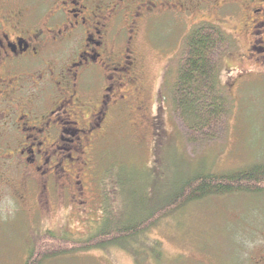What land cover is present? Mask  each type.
Segmentation results:
<instances>
[{
	"label": "rangeland",
	"instance_id": "rangeland-1",
	"mask_svg": "<svg viewBox=\"0 0 264 264\" xmlns=\"http://www.w3.org/2000/svg\"><path fill=\"white\" fill-rule=\"evenodd\" d=\"M218 26L225 36L217 57L228 110L222 123L201 135L182 122L168 89L189 54L191 32L175 24L150 27L141 44L147 62L140 81L152 100V121L138 127L133 116L117 120L107 139L81 160L91 166L84 168L91 170L83 192L55 187L40 206L39 181L4 173L0 264H27L31 251L40 253L48 244L54 250L52 236L71 239V249H77L73 241L88 239L110 215L122 223L139 221L193 176L264 163V64L245 61L251 37L240 18ZM263 250L264 191H241L189 202L124 244L77 249L42 264H261Z\"/></svg>",
	"mask_w": 264,
	"mask_h": 264
},
{
	"label": "flooded vegetation",
	"instance_id": "flooded-vegetation-1",
	"mask_svg": "<svg viewBox=\"0 0 264 264\" xmlns=\"http://www.w3.org/2000/svg\"><path fill=\"white\" fill-rule=\"evenodd\" d=\"M237 18L251 37L245 61L264 64V0H0V190L18 172L39 181L40 206L55 187L83 192L81 160L117 120L152 121L140 81L150 27L223 33Z\"/></svg>",
	"mask_w": 264,
	"mask_h": 264
},
{
	"label": "trees",
	"instance_id": "trees-1",
	"mask_svg": "<svg viewBox=\"0 0 264 264\" xmlns=\"http://www.w3.org/2000/svg\"><path fill=\"white\" fill-rule=\"evenodd\" d=\"M188 39L189 54L181 67L177 82L168 90L182 122L192 132L204 135L212 124L222 123L228 114L227 99L219 81L220 67L217 65L225 36L215 28L205 26L192 32ZM241 191H264V163L253 164L228 174L203 173L193 176L173 197L161 202L139 221L122 223L119 218L110 215V219L101 222L96 233L86 240H74L73 243L77 244V249L84 251L109 244H124L129 239L144 234L163 216L189 202L210 195L223 196ZM50 236L45 235L46 240ZM51 239L56 244L54 250L52 244H48L41 247L40 253L31 251L27 264H42L46 258L77 250L71 249V239L67 237L52 236Z\"/></svg>",
	"mask_w": 264,
	"mask_h": 264
}]
</instances>
